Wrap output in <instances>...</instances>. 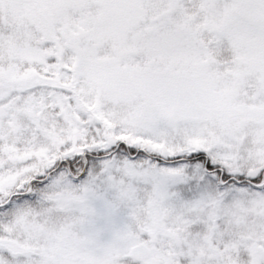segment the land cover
Returning a JSON list of instances; mask_svg holds the SVG:
<instances>
[{
  "label": "snow or ice",
  "instance_id": "1",
  "mask_svg": "<svg viewBox=\"0 0 264 264\" xmlns=\"http://www.w3.org/2000/svg\"><path fill=\"white\" fill-rule=\"evenodd\" d=\"M0 264H264V0H0Z\"/></svg>",
  "mask_w": 264,
  "mask_h": 264
}]
</instances>
